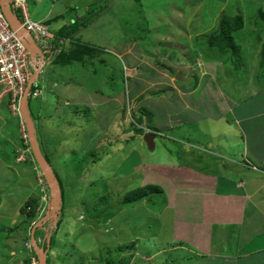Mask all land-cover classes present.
Masks as SVG:
<instances>
[{
  "label": "rangeland",
  "instance_id": "obj_1",
  "mask_svg": "<svg viewBox=\"0 0 264 264\" xmlns=\"http://www.w3.org/2000/svg\"><path fill=\"white\" fill-rule=\"evenodd\" d=\"M26 5L30 19L51 31L74 19L89 18L78 37L102 53L88 64L45 67L37 81L42 95L28 100L42 153L65 187L64 199L58 201L59 207L64 204L61 217L31 151L21 144L23 136L28 144L25 122L10 109V102L7 107L2 100L0 264H38L39 249L46 251V264H106L115 258L117 264L201 263L195 257L186 261L187 254L179 250L187 245L182 224L190 218L208 219L201 215L203 209L210 220H220L218 230H223L224 211L236 208H221L216 196L238 190L221 180L223 166L211 163L217 161L212 153L224 154L231 138L228 132L222 135L228 129L224 120L211 119L222 116L214 85L208 82L202 87L192 111L186 109L191 105L186 92L188 86L203 85L212 73V64L204 60L219 62L215 64L221 73L218 87L232 89L231 93L236 92L233 86L244 84L240 75L246 78L248 68L259 71L264 20L258 12L264 11V0H27ZM101 6L100 14L92 13ZM224 14L241 19L242 26L233 33L244 66L239 72L231 73L224 57H213L207 50L206 38ZM64 100L70 104L64 105ZM141 113L145 116L136 136L129 115ZM37 117H45L41 127ZM149 128H155L157 135L152 151L144 144ZM211 132L219 140L217 149L198 145ZM109 139L113 144L107 147ZM98 157L102 161L94 165ZM202 179L215 192L211 196L192 194L196 190L189 186ZM147 185L158 186L160 193L150 201L123 203L129 191ZM29 197H40L39 214L36 221L26 222L21 207ZM164 205L169 214L153 215ZM60 218L61 232L54 233ZM135 235L142 238L145 249L139 245L138 254L128 253L118 242ZM77 245L87 254L76 256ZM245 262L252 264L250 259Z\"/></svg>",
  "mask_w": 264,
  "mask_h": 264
},
{
  "label": "crops",
  "instance_id": "obj_2",
  "mask_svg": "<svg viewBox=\"0 0 264 264\" xmlns=\"http://www.w3.org/2000/svg\"><path fill=\"white\" fill-rule=\"evenodd\" d=\"M204 61L212 64V73L208 75L203 85L198 83L194 88L188 86L187 89H190L186 92L188 94L186 99L191 98V105L189 107L187 103L186 109L193 110L192 103L199 99L202 87L208 82L214 85L220 102L219 105L222 108V116L211 119H214V121L216 119L217 121L224 120L226 122L225 128L228 129H223L222 135L224 136L228 132L231 138L227 141L228 145H224V150H222L225 152L224 154L221 155V152H218V154L212 153V158L217 159V161L211 163L223 166L225 172H219L221 177L223 176L221 180L232 183L234 188L238 190L237 194L220 193L219 197L216 196V204H219L221 208L236 209L224 211L226 223L222 226L223 230H218V227L221 226L220 220H210L208 210L203 211L202 209L201 215L205 214L208 219L201 216L194 222L190 218L189 223L182 224L181 228L185 230L187 235V240H184L187 245L179 250H184L187 254L186 261H189L191 257H195L200 259L201 263L199 262V264H246V259L252 260V264H257L258 260H262V264H264V229H261L264 223V77H256L259 75L260 66L258 67L259 71L255 73L250 68L247 69L248 71L244 69L248 72L246 78L243 75L240 76L244 80V84L233 86V91L235 89L237 93H231L232 89L227 90L218 87V80L221 76V73L217 71L218 67L215 65L218 61L215 59ZM213 66L216 68L215 71ZM261 75H264V70ZM185 83L190 82L186 81ZM55 85L56 83H53L52 87L55 88ZM3 103L0 100V107ZM69 104V100L64 102L66 106ZM194 113L198 114V111L196 110ZM35 122L37 121L35 120ZM176 124H181V122H176ZM109 125L111 126V124ZM43 131L44 129L41 132ZM218 132L216 130L215 134ZM215 134L212 136L211 132V135L207 137V141L198 145L202 148L205 146L206 148L217 149L219 140L215 139ZM112 142L109 139L107 147L112 146ZM185 146L188 147V145ZM235 148L238 151H234ZM189 187L193 191L196 190L192 192L195 195L207 197L215 193L211 192L213 189H211L208 180L203 182L202 179L197 184L192 183ZM169 211L170 209L165 210L164 205L161 211L156 210L158 213H152L158 217L163 212L169 214ZM120 213H122V210ZM136 236L130 237L125 243L118 242V244L124 245L128 249V253L134 250L138 254L136 249L139 248L140 239L142 238ZM168 236L171 238L170 233ZM107 242L111 241L108 240ZM130 246L133 247L130 248Z\"/></svg>",
  "mask_w": 264,
  "mask_h": 264
},
{
  "label": "trees",
  "instance_id": "obj_3",
  "mask_svg": "<svg viewBox=\"0 0 264 264\" xmlns=\"http://www.w3.org/2000/svg\"><path fill=\"white\" fill-rule=\"evenodd\" d=\"M100 9H103V7L102 6L96 7V10H94L92 13L95 14L98 11V14H100V12H101ZM89 13H91V12H89ZM258 13H259V17H262V19L264 20V11L258 12ZM88 19L89 18H84L83 21H81V22L78 21L80 19H78V20L74 19V20H72V22L69 25H63L62 27H60L56 31L49 30V32L54 37V39L52 41V45L54 46L55 49H59L58 50L59 52L56 55L49 57V62L46 65L47 68H49V66H51V65L59 67V68H66V67L71 68L73 65H76V64H88L89 62H91V59L101 55L102 50L100 51L98 49H94L89 44L80 41V39L78 37V35H80L79 34L80 29L87 24ZM241 26H242V23H241V19L239 17H233L232 18V17H229L226 14H224L219 19L218 27L214 30V32H212L206 38L207 50H211V56L213 54V57L217 56L219 59L224 57L225 61H223V62H225L228 65L227 67L230 68L229 70L231 71V73L237 72V71L239 72L243 66L241 58H239V48L236 45V43L234 41V37H233V33L235 31H237L238 29H240ZM213 60H214V58L211 60H208V61H213ZM263 70H264V44L262 47L261 58H260V72H259V75L256 76L257 78L262 77V76L264 77V75H261ZM243 71H245V70L243 69ZM170 73L173 74V72H170ZM126 79H128V78H126ZM177 82H178V80H177ZM65 86H67V85H65ZM66 89L67 88H65L64 90H66ZM141 97L142 96H140L138 99H140ZM111 98H113V97H111ZM5 100H6L5 101L6 105L8 107L9 98H6ZM65 101L66 100H64V102ZM6 105H4V106L6 107ZM28 109H29V105H28ZM72 113H74V111ZM68 114H70V112ZM135 115L136 114H134V115L130 114L129 117L132 118L131 123L134 126L133 127L134 128L133 133H134V135L137 136L140 133L139 126L141 125L142 119L144 118L145 114L141 113L139 117H135ZM44 119H45V117H37V119H35L37 121L36 124H39L41 127L42 122L44 123ZM148 131L154 133L156 130H155V128H149ZM129 132L130 131L128 130V133ZM125 133H126V131H125ZM130 139H131V137H130ZM23 141L25 142V140H23ZM23 141L21 142V144L23 143L22 145H23L24 149L28 150V152L30 153L28 144H25ZM59 141L56 144L57 149L60 148V145H61ZM38 144H39V142H38ZM112 144H113V142H112ZM39 148L41 150L40 144H39ZM41 153H42V150H41ZM42 155H43L44 159L47 161V163L50 165V167L52 168V166H51L49 160L46 158V156L43 153H42ZM94 155H95L94 153L91 154V157L93 158ZM97 161L98 162L102 161L101 157H98L97 160L94 159L92 161V163H94V165H96V163H98ZM53 172H54V170H53ZM54 175H55V177L59 183L60 193H61V197L63 200L64 199V193H65V187L59 181L55 172H54ZM160 191H161L160 188L158 186H155V185H147V186L142 187V188H137V189L129 191L126 194L123 203L129 205V204H137V203H140V202H143L146 200L150 201V199L154 195L160 193ZM38 198H40V197H37V198L29 197L23 203V205L21 207V212L24 215V219H23L24 221H26V222L36 221L38 219V214H39V212H38L39 211L38 210V201H37ZM163 208L164 207L162 206V209ZM63 210H64V204L62 203L60 206V210H59V213H60L59 216L60 217L62 215ZM161 210H158V211H161ZM98 223H100V221H98ZM61 224H62V220L60 218L58 220V225H57V228L54 231V233L60 231ZM64 235H66V232H62V236H64ZM131 247H133V246H130V248ZM75 248L77 249V255L76 256L80 255V257H81L82 253H85V252L81 251V249L78 246H76ZM48 249L50 250V243L48 244ZM85 254H87V253H85ZM88 254H90V253H88ZM115 260H116V258L113 260H110V261L108 260V261H106V264H117V262L115 263Z\"/></svg>",
  "mask_w": 264,
  "mask_h": 264
},
{
  "label": "built area",
  "instance_id": "obj_4",
  "mask_svg": "<svg viewBox=\"0 0 264 264\" xmlns=\"http://www.w3.org/2000/svg\"><path fill=\"white\" fill-rule=\"evenodd\" d=\"M40 3L42 0H33ZM54 2L56 0H49ZM27 0H9L8 6L16 16L20 27L13 30L2 12L0 5V88L1 94L10 98V109L18 114V105L23 97L26 85L34 73L44 67L45 56H53L59 51L52 45L54 39L47 26L30 19ZM19 31L31 37L42 51V56L31 55L26 39L19 36ZM41 91L33 89L30 98H37ZM23 139H26L23 136Z\"/></svg>",
  "mask_w": 264,
  "mask_h": 264
},
{
  "label": "water",
  "instance_id": "obj_5",
  "mask_svg": "<svg viewBox=\"0 0 264 264\" xmlns=\"http://www.w3.org/2000/svg\"><path fill=\"white\" fill-rule=\"evenodd\" d=\"M9 0H0V5L2 7V12L4 16L6 17L9 25L12 27L13 30H17L20 27V23L18 22L16 16L12 14L9 6H8ZM22 32L19 31V36L26 39V45L28 46V50L33 53H38V55L42 56V52L37 49L36 46H34L33 41L31 37L25 36L24 34H21ZM39 72H36L34 76L29 81L26 91L24 93V96L20 100L19 103V116L20 118L25 122L26 124V133L28 136V145L29 149L31 151V154L34 158L35 164L38 166L40 171L43 173L44 180L48 186V188L51 191L52 204H57L58 210H60V207L58 206V201H60L61 193H60V187L58 185V182L56 180V177L53 173V169L50 167V165L47 163V161L44 159L41 150L39 148V144L36 138V133L34 130L32 119L29 115V109H28V103H27V97L30 91L31 84L37 79ZM183 80V79H182ZM156 138V134H146L144 137V143L147 146V148L152 151L154 149V140ZM36 227L32 229V242L34 243L33 234ZM45 254L46 251H42V249H39V255L37 256L38 264H46L45 261Z\"/></svg>",
  "mask_w": 264,
  "mask_h": 264
},
{
  "label": "clouds",
  "instance_id": "obj_6",
  "mask_svg": "<svg viewBox=\"0 0 264 264\" xmlns=\"http://www.w3.org/2000/svg\"><path fill=\"white\" fill-rule=\"evenodd\" d=\"M94 14V13H93ZM72 22V21H71ZM33 41V40H32ZM33 44H34V46H36L37 47V49H39V47L35 44V42L33 41ZM27 49H28V46H27ZM40 50V49H39ZM29 51V50H28ZM41 51V50H40ZM30 52V51H29ZM42 52V51H41ZM30 54L31 55H38V53H31L30 52ZM42 54V53H41ZM56 55V54H55ZM49 57L50 56H45V62H44V67L42 68V70L40 71V70H38V71H36V72H39L38 73V76H37V79L31 84V86H30V91H29V94H28V97H27V103H28V100L29 99H31L30 97H29V95H30V93L33 91V89H38V87H37V81H38V78H39V76L40 75H42L43 74V72H44V69H45V67H46V65H47V63L49 62ZM52 57V56H51ZM35 72V73H36ZM34 73V74H35ZM34 76V75H33ZM32 76V77H33ZM31 77V78H32ZM31 80V79H30ZM29 80V81H30ZM29 81H28V83H29ZM28 83H27V85H28ZM27 85H26V88H27ZM39 90V89H38ZM25 91H26V89H25ZM41 91V90H40ZM25 93V92H24ZM0 94H1V88H0ZM41 95H42V91H41ZM23 96H24V94H23ZM6 98H9V102H10V97L8 96V95H3V96H1V98H0V100L2 101V100H4L5 101V99ZM38 98V97H37ZM3 101V102H4ZM2 102V103H3ZM20 103V102H19ZM9 106V105H8ZM18 108H19V105H18ZM29 113H30V111H29ZM18 115H19V109H18ZM25 133H26V131H25ZM152 132H150V131H147V133L146 134H151ZM152 134H156L155 132L154 133H152ZM26 135H27V133H26ZM157 136V135H156ZM23 138V137H22ZM25 141H26V139H24ZM145 144V143H144ZM30 150V149H29ZM253 170H255L254 168H253Z\"/></svg>",
  "mask_w": 264,
  "mask_h": 264
},
{
  "label": "bare ground",
  "instance_id": "obj_7",
  "mask_svg": "<svg viewBox=\"0 0 264 264\" xmlns=\"http://www.w3.org/2000/svg\"><path fill=\"white\" fill-rule=\"evenodd\" d=\"M61 37V36H60ZM56 42V41H55ZM61 46V45H60ZM59 47V46H58ZM59 50V49H58ZM184 78V77H183ZM185 79V78H184ZM147 132V131H146ZM157 138V137H156ZM143 139V138H142Z\"/></svg>",
  "mask_w": 264,
  "mask_h": 264
}]
</instances>
